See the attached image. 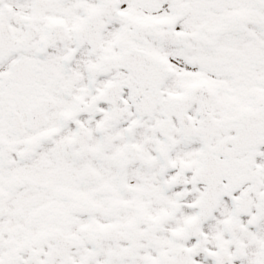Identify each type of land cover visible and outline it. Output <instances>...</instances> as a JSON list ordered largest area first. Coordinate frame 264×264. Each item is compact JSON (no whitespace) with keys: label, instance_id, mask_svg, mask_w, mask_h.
Listing matches in <instances>:
<instances>
[{"label":"snow or ice","instance_id":"obj_1","mask_svg":"<svg viewBox=\"0 0 264 264\" xmlns=\"http://www.w3.org/2000/svg\"><path fill=\"white\" fill-rule=\"evenodd\" d=\"M0 264H264V0H0Z\"/></svg>","mask_w":264,"mask_h":264}]
</instances>
